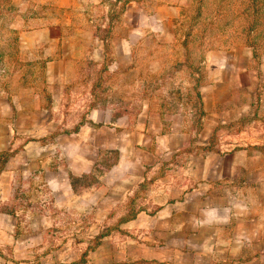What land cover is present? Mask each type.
I'll return each instance as SVG.
<instances>
[{"label": "crops", "instance_id": "0c3cea01", "mask_svg": "<svg viewBox=\"0 0 264 264\" xmlns=\"http://www.w3.org/2000/svg\"><path fill=\"white\" fill-rule=\"evenodd\" d=\"M138 5L131 24L96 46L100 62L110 48L109 70L134 66L139 49L173 34L177 7H155L147 23L138 2L124 13ZM60 32L55 23L19 27L17 46L32 50L41 68L0 85V204L37 208L7 215L34 224L22 236L37 229L38 253L54 255L50 264H264V147L248 137L224 147L217 131L254 120L264 56L261 74L246 49L210 51L197 102L181 93L93 105L91 78L86 102L76 100L78 113L70 114L68 96L79 88L69 68L78 55L65 54ZM51 235L60 241L47 246Z\"/></svg>", "mask_w": 264, "mask_h": 264}, {"label": "rangeland", "instance_id": "374dc122", "mask_svg": "<svg viewBox=\"0 0 264 264\" xmlns=\"http://www.w3.org/2000/svg\"><path fill=\"white\" fill-rule=\"evenodd\" d=\"M131 2L144 6L146 17L142 20L147 23L153 22L152 14L159 5L175 6L179 12L173 21V34L162 36L164 42L160 46L140 47L137 64L112 71L108 69L113 58L110 48L106 47L104 61L100 62L95 59L99 55L96 46L103 41L108 45L112 36L121 32V24L129 25L134 21L131 14H137L139 5L126 15L124 13ZM54 23L61 26L60 37L64 41L65 54L76 52L78 55L74 59L77 63L73 62L69 68L70 71L74 70L73 75L78 73L76 78L71 77L70 80L74 87L77 84L79 88L73 89L68 96L73 108L67 111L70 114L78 113L76 104L81 103H76V100L86 102L83 91L91 78L93 105L101 101L126 104L150 97H180L181 93L189 101L197 102L198 73L207 75L209 72V63L201 62L210 51L239 55L246 49L251 52L255 67L258 70L261 68L262 74L264 0H1L0 85L11 83V76L15 78L22 73L32 75L30 72H35L39 65L41 68V63L32 60V50L17 46L18 28ZM149 35L155 38L153 34ZM71 43H79V46L73 47ZM91 56L94 59H90ZM19 81L36 85L37 80L20 78ZM262 87L259 83L255 89L252 104L254 120L241 121L236 127L223 126L217 130L224 147L245 143L246 137L264 147L261 144L264 141ZM18 193L22 196V192ZM23 203L17 200L16 205L0 204V264H50L54 255L45 257L43 253H38L41 240L36 235L37 229H33L35 235L31 239L22 236L34 224L14 223L8 219L7 215L16 212L19 216L27 211L37 212L36 207L31 210ZM48 210L53 212L54 208L49 207ZM55 229L54 225L50 228L51 231ZM58 241L51 235L43 243L52 246ZM27 242L34 245L35 252L30 251ZM96 243L97 239H93L88 247Z\"/></svg>", "mask_w": 264, "mask_h": 264}, {"label": "trees", "instance_id": "16d2710c", "mask_svg": "<svg viewBox=\"0 0 264 264\" xmlns=\"http://www.w3.org/2000/svg\"><path fill=\"white\" fill-rule=\"evenodd\" d=\"M71 264H74V263H71Z\"/></svg>", "mask_w": 264, "mask_h": 264}]
</instances>
